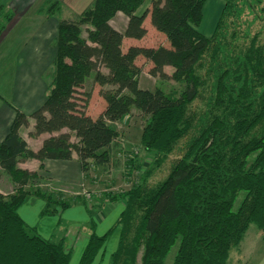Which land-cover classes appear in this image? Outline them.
I'll return each mask as SVG.
<instances>
[{"label": "trees", "instance_id": "1", "mask_svg": "<svg viewBox=\"0 0 264 264\" xmlns=\"http://www.w3.org/2000/svg\"><path fill=\"white\" fill-rule=\"evenodd\" d=\"M144 1L93 0L77 19L59 21L46 99L29 115L16 110L0 143V178L14 184L13 193H0V264L70 263L66 239L44 238L18 209L35 196L46 202L41 216L55 215L81 199L45 191L39 184L52 181L19 163L36 159L43 169L45 160L68 161L76 152L85 175L108 166L119 140L112 124L134 108L149 118L141 133L145 151L168 155L186 139L183 154L163 180L151 185L142 168L137 184L109 198L124 209L104 235L92 230L79 264H92L116 229L110 264H164L179 239L173 264H229L251 224L264 239V0H225L209 37L198 30L208 0H151L137 15ZM40 4L47 16L61 8L60 0ZM118 12L129 18L124 32L110 24ZM148 14L168 46L124 51V37L147 34ZM15 17L0 2V38ZM140 56L153 63L152 76L182 84L179 94L141 88ZM90 77L105 102L96 118L86 112L91 93L81 90ZM31 120L30 136L51 134L36 150L20 134ZM241 191L246 195L234 210Z\"/></svg>", "mask_w": 264, "mask_h": 264}, {"label": "crops", "instance_id": "2", "mask_svg": "<svg viewBox=\"0 0 264 264\" xmlns=\"http://www.w3.org/2000/svg\"><path fill=\"white\" fill-rule=\"evenodd\" d=\"M60 1L61 8L63 5L71 8L73 11H75L76 8L78 16L93 2V0ZM0 2L2 1L0 0ZM36 2H38V0H31V4ZM28 3V0H14L11 4V8L14 10L17 8L22 9L27 7ZM224 4L225 0H208L206 2L203 9V20L198 26V30L205 36L209 37L214 32ZM150 6L151 0H145L137 9L136 14H144ZM61 19H53L51 16L34 18L32 22L33 24L25 30L29 33L26 36L27 40L24 42V45L20 46L18 49H12L14 46L5 47L6 50L12 49V56L20 59L24 58L26 60H22L19 63L20 65H23L22 67L18 65L17 68H15V89L11 94V96H13L12 102L0 103V143L10 130L11 124L16 115V110H20L29 115L44 103L41 101H44L42 100L44 93L47 92L48 94L51 82L50 80H48V82L45 80V74L49 67H53L52 64L56 57V37L58 33V24ZM22 21L23 20L21 19L19 23H22ZM128 21L129 18L124 13L118 12L111 18L110 24L116 30L124 32L128 26ZM150 23L151 18L148 14L144 20L147 34L143 38H123L124 51L130 46H148L145 43V39L150 34L156 35L157 39L162 40V44L168 46L166 37L157 32L154 26L152 24L151 26ZM165 70L170 73L173 71V68L171 66H166ZM1 71L2 69H0V72ZM4 79L5 78H2L1 74L0 87L4 85ZM33 129L34 120H31L29 127L22 128L20 134L27 141L29 147L36 150L42 145L44 139L51 136V134L43 133L39 136L32 137L29 133L33 131ZM65 130L66 129H64V131ZM43 163V169L40 168L41 162L36 159H29L20 162L19 166L23 169L36 171L44 177L49 178L52 182L71 185L72 187L83 185L85 177L76 152L73 153L71 160L62 161L48 159ZM1 180L2 179L0 178V181ZM10 185L11 189H13L14 185L12 183ZM3 186L4 187L0 186V193L6 195L8 194L10 187H6L4 184ZM75 198L77 197H74L73 199ZM79 198L81 199L80 201L75 200L70 207L55 215L41 216L40 213L45 207L46 202L42 198L35 196L30 197L18 209L20 216L26 224L30 227H35L37 232L44 238L52 239L54 241H59L63 238L66 239L68 249L71 251L69 264H79L92 230L95 229L97 234L104 235L116 224L124 209V202L121 200L110 201L109 198L102 199L100 196L97 199H93L92 203H90L85 201L82 196H79ZM118 238L119 230L116 229L108 238L104 248L92 264H110L111 254L117 248Z\"/></svg>", "mask_w": 264, "mask_h": 264}, {"label": "rangeland", "instance_id": "3", "mask_svg": "<svg viewBox=\"0 0 264 264\" xmlns=\"http://www.w3.org/2000/svg\"><path fill=\"white\" fill-rule=\"evenodd\" d=\"M1 1L6 3L7 7L11 9V4L14 0ZM28 1L29 3L27 7L15 9V21L8 26L0 38V69H2L0 75L2 74V78H5L3 80L4 85L0 87V90H2L0 91V103L12 102L13 96H11V94L15 89V68H17L18 65L22 67L23 65H20L19 63L22 60H26L24 58L20 59L12 56V49H18L20 46L24 45V42L27 40L26 36L29 33L25 30L33 24L32 22L34 18L47 16L45 11L43 12L42 10H39L42 7L40 4L42 0H38V2L32 4L31 0ZM43 10H47V7H43ZM76 14V8L75 11H73L71 8L63 5V7L53 13L51 17L58 20L61 18L77 19L78 14ZM21 19L23 21L22 23H19ZM145 43L148 45L145 47H155L162 43V40L157 39L156 35L150 34L145 39ZM7 46L14 47L10 50H6L5 47ZM136 63L141 69L139 76V84L141 88L153 91L156 86H160L174 95L179 94L183 85L172 80H162L160 77L152 76L149 71L153 64L149 60L140 56L137 58ZM47 70L45 80L48 82V80L51 81L53 67L51 66ZM102 70L107 72V69L105 68ZM105 88H108V86H105ZM100 89L101 87L93 82L92 77L88 78L84 88L81 89L82 91H89L91 93L86 112L93 118L98 117L105 108V102L100 95ZM46 94L47 92L43 95L42 100L44 101ZM195 105L197 104L190 105V111L195 109ZM148 120V116L134 108L125 118L113 123V127H115L119 133V140L112 148V161L108 166L90 169L86 175L84 174L85 178L82 186L79 185L72 187L71 185H63L56 182H43L42 184H39V186L50 193L60 192L67 198L82 196L86 201L92 203L93 199H97L100 196L102 199L110 198L114 194L129 191L140 181L142 168L148 172L147 178L151 176L149 181L151 185L163 180L169 174L176 160L183 154L186 139L181 140L177 144L175 150L168 155L163 156L155 154V151H145L141 143V133ZM73 141L76 142L77 139L74 137ZM254 157L255 154H252L249 157V161H252ZM137 165L140 168H137ZM1 179L0 186L4 187L3 184L6 187L9 186L8 194L13 193L14 188L11 189L10 184L12 182L9 177L3 174ZM245 195L246 192H240L234 203V210L239 208ZM132 235L133 232H130V238ZM179 244L180 239L171 248L164 264H173L175 255L179 249ZM229 264H264V239L262 238L261 231L256 224H251L249 226L240 245L231 250Z\"/></svg>", "mask_w": 264, "mask_h": 264}]
</instances>
